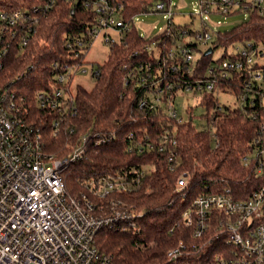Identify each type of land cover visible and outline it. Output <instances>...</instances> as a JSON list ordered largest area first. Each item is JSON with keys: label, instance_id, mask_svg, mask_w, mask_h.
<instances>
[{"label": "built area", "instance_id": "built-area-1", "mask_svg": "<svg viewBox=\"0 0 264 264\" xmlns=\"http://www.w3.org/2000/svg\"><path fill=\"white\" fill-rule=\"evenodd\" d=\"M82 2L84 8L91 10L97 18L89 28V37L77 38L80 48L73 58L74 65L62 67L56 84L49 91L41 90L35 96L37 107L46 108L53 116L50 122L53 135L61 131L62 120L78 113V79L88 74L86 67L90 62L87 55L95 39L104 33L109 45L119 44L132 28L109 0ZM53 3L54 0L50 6ZM241 3L246 9L254 7L260 15H264V0H201V10L194 15H199L203 23L193 35V41H187L192 36L188 31H181L174 45V33L167 22L160 33L166 39L152 40L148 46L153 60L126 69L124 85L144 89L138 101L140 108L155 112L163 108L175 125L163 126L157 133L149 129L125 133L127 151L150 158L139 166L90 181L86 185L88 193L68 195L62 173L70 163L85 158L92 143L97 146L112 142L117 133L103 130L83 133L69 155L63 159L55 158L46 150L44 127L29 117L32 106L27 105L26 99L16 91L0 83V264H114L113 256L101 251L97 245V234L104 228L140 234L146 213L145 208L137 209L121 198V194L133 193L140 188L143 180L155 171L158 156L171 171L182 164L176 127L192 122L193 117L189 111V120L184 121L176 107L177 99L186 94L200 95L201 104L206 107V98L213 93L211 118L224 107L218 93L227 92L221 84L232 82L237 73L246 78L243 79L244 92L238 98L234 97V107H256L258 104L264 107V64L261 63L264 61V43L235 45L231 56L226 54L220 60L216 59L204 75L192 78L198 74L199 64H196L197 53L189 48L188 43L208 45L214 34V30L203 20L204 14L228 15ZM154 10L150 13H164L168 21L175 15L171 0L158 3ZM31 20L32 17L21 10L1 11L0 41L22 32L23 45H28L33 31ZM106 29L118 30L120 40L112 39ZM80 53L84 56L78 62ZM2 56L0 54V69L3 66ZM90 72L95 78L100 75L93 65ZM27 73V70L24 71L18 79ZM185 74L190 77L188 80L183 79ZM253 115L254 119L258 118L255 113ZM260 122L255 148L242 162L251 167L257 177L264 178V117ZM213 130V142L217 145L216 129ZM254 153L255 158H251ZM189 190L187 174L183 173L177 181L176 191L187 196ZM183 222L201 241L210 230L215 235L209 241L192 245L191 249L184 242L171 248L167 252L169 264H195L193 260L191 263L179 260L195 256L194 249L203 251L196 264L204 262L210 251L215 254L207 264H264V183L246 199H236L229 189L202 194L186 209Z\"/></svg>", "mask_w": 264, "mask_h": 264}, {"label": "trees", "instance_id": "trees-1", "mask_svg": "<svg viewBox=\"0 0 264 264\" xmlns=\"http://www.w3.org/2000/svg\"><path fill=\"white\" fill-rule=\"evenodd\" d=\"M109 1L116 7L120 17L131 23V31L121 43L109 46L108 57L103 64L89 63L100 73L97 82L89 89L82 84L77 87L78 113L62 120L61 131L53 135L50 127L53 116L46 108L37 107L35 96L41 90L49 91L56 84L62 67L74 65L73 58L80 48L76 40L78 37H89V28L96 22V15L84 8L82 0H54L52 6V0H0V12L21 10L32 17L33 31L28 45H23L22 32L15 37L6 36L0 41V54H3L0 83L16 91L26 99L27 105L32 106L29 117L44 127L46 150L55 158L63 159L72 152L83 133L102 130L117 133L112 142L97 146L92 143L85 158L70 163L63 171L67 194L72 196L88 193L86 185L92 180L115 175L122 169L148 161L150 156L127 151L125 133L148 129L157 133L163 126L175 125L162 107L160 112L140 108L138 101L144 89L134 88V85L126 87L123 79L126 69L153 60L148 50L152 40L166 39L164 34L153 38L141 34L135 26V17L155 12L154 7L158 3H168L169 0ZM239 11L247 12L251 18L231 31L214 32L207 45L213 51L224 47L227 52L229 47L248 42L264 43V15H260L254 7L246 9L243 3L232 13ZM167 22L174 33V45L176 38L180 37L179 32L188 31L192 36L197 33L188 24L173 22V18ZM188 46L193 52L203 53L196 59L198 74L192 78L204 75L207 67L217 61L213 58L214 52L204 55L209 48L199 50L196 43L190 42ZM4 49L5 52H2ZM226 52L218 60L225 57ZM83 56L84 53H80L77 61L80 62ZM26 70L27 75L18 79ZM182 76L184 80L190 78L187 74ZM243 76L235 73L234 80L223 82L221 87L238 98L244 92L243 79L246 77ZM210 96L206 98L207 120L209 128L216 129L217 145L213 142L210 130H200L192 122L176 127L182 164L171 171L158 156L155 171L143 180L140 188L133 193L121 194V198L137 209H146L142 232L136 234L104 228L97 234V245L101 251L113 256L114 264H169L167 252L171 248L184 242L191 249L192 245L209 241L215 235L210 230L201 241L193 236V229L184 225L183 214L198 196L229 189L236 199H246L264 183L263 177H257L254 170L242 162L255 148L264 107L258 104L256 107L240 108L223 102L222 110L210 118L214 105L211 102L213 93ZM253 113L259 119H254ZM183 173L187 174L190 183L187 196L176 191L177 181ZM148 188L149 191H146ZM194 251L195 256L181 257L179 260L183 263L193 260L196 264L197 257H202L203 251ZM210 252L201 264L211 260L215 253Z\"/></svg>", "mask_w": 264, "mask_h": 264}, {"label": "rangeland", "instance_id": "rangeland-1", "mask_svg": "<svg viewBox=\"0 0 264 264\" xmlns=\"http://www.w3.org/2000/svg\"><path fill=\"white\" fill-rule=\"evenodd\" d=\"M175 15L173 17V22L178 24H188L191 29L195 31L202 28V19L199 15H194L201 10V0H171ZM164 13H145L139 14L135 17L134 23L138 31L147 37L158 36L166 27L168 18L165 17ZM251 18L250 14L247 12L239 11L236 13H230L228 15H218L214 13L204 14V21L207 23L208 27L212 28L214 32L225 33L231 31L235 27L243 24ZM107 34H110L111 38L119 41L120 34L116 29H106ZM194 37L190 36L187 41H193ZM106 42L104 33H101L94 41L91 51L87 55V60L92 64H103V62L108 57L109 45ZM211 48L207 45H199V50ZM224 47H218L214 50L213 58L218 59L225 54ZM235 52V47H229L226 54L231 56ZM201 53L198 52L195 58L200 57ZM264 64V61H261ZM91 64H87L88 74L82 75L78 79L79 83L84 85L86 88H92L97 82V78L91 76L90 72ZM220 101L228 102L231 106H235V99L229 93L219 92L218 93ZM176 107L178 113L184 119V121L189 120L190 112H192L193 125L200 130L211 131L213 134L214 130L209 128L207 120V110L206 107L201 104L200 95H184L177 99ZM251 158H255L256 154H251ZM220 247V246H218Z\"/></svg>", "mask_w": 264, "mask_h": 264}, {"label": "water", "instance_id": "water-1", "mask_svg": "<svg viewBox=\"0 0 264 264\" xmlns=\"http://www.w3.org/2000/svg\"><path fill=\"white\" fill-rule=\"evenodd\" d=\"M212 53H213V48H209L207 52L205 53V55L212 54Z\"/></svg>", "mask_w": 264, "mask_h": 264}]
</instances>
